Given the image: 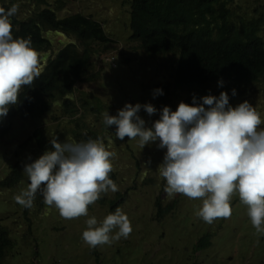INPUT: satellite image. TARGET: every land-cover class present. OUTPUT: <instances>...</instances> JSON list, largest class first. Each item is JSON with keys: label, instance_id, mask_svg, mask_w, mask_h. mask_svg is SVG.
<instances>
[{"label": "rangeland", "instance_id": "1", "mask_svg": "<svg viewBox=\"0 0 264 264\" xmlns=\"http://www.w3.org/2000/svg\"><path fill=\"white\" fill-rule=\"evenodd\" d=\"M46 1L53 6L56 2ZM65 1L66 7L58 11L59 17L75 12L92 15L102 22L111 38L109 44L99 47L94 58L98 78L76 82L74 98L81 104L80 97L94 94L95 103L100 99L107 104L104 108L107 110L98 116L86 111V120L88 128L94 123L95 129L103 133L102 140L108 150L116 153L113 165L118 191L102 194L89 206L88 216L69 220L62 218L54 206L49 208L44 202L40 203L39 198L43 201V196L39 192L31 209L15 201V195L30 182L25 173L24 180L17 186L0 190V224L10 229L16 243L12 256L2 264H264V235L256 233L248 208L240 202L238 194L232 197L230 218L206 223L195 214L202 201L181 194L170 197L165 193L166 181L157 168L163 162L166 149L158 148V141L142 148L139 138L117 139L115 125L105 130L103 113L117 115L126 102L154 105L157 111L151 116L143 108L139 112L145 127H152L162 112L154 86L169 79L168 72L159 68L163 57L150 56L138 41L130 39L131 0ZM4 4L8 8L18 4V17H26L42 6L39 0H0V7ZM258 9L263 10L261 6ZM51 36L55 38V46L59 40H67L62 34L52 32ZM56 48L50 54L53 55ZM109 57H115L114 64L107 60ZM169 59L173 63L176 57L169 56ZM188 95L173 91L168 101L177 109L181 101L186 103ZM245 100L256 108L264 121V81L250 86L230 105L234 107ZM73 125L71 118L61 113L55 120L49 116L36 119L24 113L18 115L11 131L0 140V179L15 163L21 162L24 166L45 151L54 150L49 144L43 150H38L35 143L22 145L35 129L42 128L49 142L55 136L60 142H77L71 138ZM260 127L264 129V123ZM171 203L175 208L167 213L165 207ZM117 208L130 219L131 234L94 248L86 244L82 238L86 220L94 216L98 222L102 221ZM206 234L211 244L199 248L198 242Z\"/></svg>", "mask_w": 264, "mask_h": 264}, {"label": "clouds", "instance_id": "2", "mask_svg": "<svg viewBox=\"0 0 264 264\" xmlns=\"http://www.w3.org/2000/svg\"><path fill=\"white\" fill-rule=\"evenodd\" d=\"M18 11V4L0 7V117L18 103L21 89L31 87L42 74L40 54L30 38L13 37L11 18ZM107 60L115 63V57ZM155 92L163 94L162 89ZM232 94L236 95L235 89ZM200 100L193 96L192 104L181 101L177 109L168 100H158L162 112L152 127H145L139 115L141 108L153 115L157 109L151 103L126 102L117 115L103 113V120L109 128L116 126L117 139L139 138L142 148L158 141L157 147L166 149L157 169L166 181L168 196L181 194L202 201L195 214L211 224L231 217V200L238 194L256 233L264 235V129L260 127L264 121L247 100L231 106L226 91ZM50 143L54 150L24 164L30 182L14 197L19 205L31 209L39 192L46 206H54L62 218L70 220L88 216L89 206L102 194L118 191L110 176L116 153L101 138L60 142L55 136ZM86 224L82 238L93 248L132 232L130 219L120 208L99 222L94 216L88 218Z\"/></svg>", "mask_w": 264, "mask_h": 264}, {"label": "trees", "instance_id": "3", "mask_svg": "<svg viewBox=\"0 0 264 264\" xmlns=\"http://www.w3.org/2000/svg\"><path fill=\"white\" fill-rule=\"evenodd\" d=\"M39 1L42 6L31 14L15 15L11 20L13 37L30 38L32 47L40 54L42 74L31 87L21 89L18 103L10 105L7 115L0 117V140L11 131L15 118L22 113L36 119L49 116L52 120L61 113L74 123L73 140L102 139L103 133L95 129L94 123L88 128L86 111L98 116L107 110H104L106 103L100 99L95 103L97 97L91 94L80 97L79 104L74 93L76 82L98 78L94 57L99 47L109 44L111 38L102 22L92 15L75 12L59 17L58 11L66 7L65 0H56L54 6L46 0ZM258 1L131 0L130 38L138 41L150 56H162L159 68L171 78L154 86L157 100L166 103L173 91H183L189 94L186 103L192 104L193 96L200 102L203 96L218 97L221 91H226L231 104L250 86L263 82L264 2ZM4 7L8 8L6 4ZM52 32L62 34L67 40H59L55 46ZM54 47L57 50L52 55ZM169 56L176 57L173 63ZM156 89H162L163 94L156 93ZM233 89L236 95L232 94ZM102 124L108 130L104 120ZM29 143H35L38 150L51 145L42 128L35 129L22 145ZM32 157L30 154L29 159ZM110 176L117 181L115 170ZM24 178L23 165L17 162L0 179V190L17 186ZM39 202L43 201L39 198ZM173 203L165 207L167 213L175 208ZM157 205L160 206L159 201ZM208 243L211 244L210 236L206 234L200 238L198 247ZM15 245L10 229L0 224V264L12 256Z\"/></svg>", "mask_w": 264, "mask_h": 264}, {"label": "flooded vegetation", "instance_id": "4", "mask_svg": "<svg viewBox=\"0 0 264 264\" xmlns=\"http://www.w3.org/2000/svg\"><path fill=\"white\" fill-rule=\"evenodd\" d=\"M157 207H159V206H157Z\"/></svg>", "mask_w": 264, "mask_h": 264}]
</instances>
